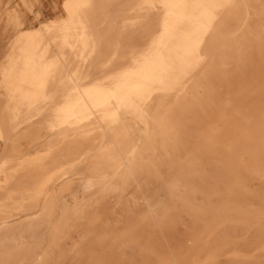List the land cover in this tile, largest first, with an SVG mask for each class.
Returning <instances> with one entry per match:
<instances>
[{"label":"rangeland","instance_id":"1","mask_svg":"<svg viewBox=\"0 0 264 264\" xmlns=\"http://www.w3.org/2000/svg\"><path fill=\"white\" fill-rule=\"evenodd\" d=\"M187 6L198 27L166 0H0V264H264V0ZM72 9L104 95L57 74L30 101L25 47ZM156 37L151 80L119 88Z\"/></svg>","mask_w":264,"mask_h":264},{"label":"bare ground","instance_id":"2","mask_svg":"<svg viewBox=\"0 0 264 264\" xmlns=\"http://www.w3.org/2000/svg\"><path fill=\"white\" fill-rule=\"evenodd\" d=\"M166 3L168 9L165 14L168 27H178L191 21L197 27L202 24L201 19L189 12L187 0H166ZM141 9L140 5L135 8L137 12ZM75 12L76 10L72 9L69 17L63 21L50 25L42 24L44 34L35 33V43L25 47L27 56L24 64L29 74L18 76L17 80L20 86L26 87L22 95L23 97L25 95L28 100L33 101L42 94L48 79L57 74L73 88L81 89L89 105H92L95 98L103 97L104 91L101 87L86 86L88 74L83 70V61L89 58L98 47L95 31L87 16L75 15ZM160 41L161 39L156 37L147 41L142 49L129 50L123 56L129 59L126 68L114 75L111 81L116 82L117 86L123 89L141 87L150 81L156 67L164 60L162 52L156 48ZM119 47L117 43L112 58L117 57ZM131 174L137 181L132 170ZM150 210L153 217L157 219L158 212L154 205L150 204Z\"/></svg>","mask_w":264,"mask_h":264}]
</instances>
